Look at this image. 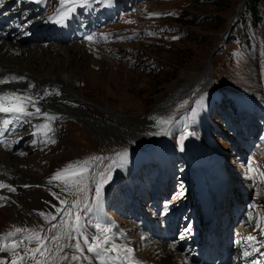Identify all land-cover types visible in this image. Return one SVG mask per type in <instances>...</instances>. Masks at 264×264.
Masks as SVG:
<instances>
[{"label": "rangeland", "instance_id": "374dc122", "mask_svg": "<svg viewBox=\"0 0 264 264\" xmlns=\"http://www.w3.org/2000/svg\"><path fill=\"white\" fill-rule=\"evenodd\" d=\"M118 1L123 8L115 20H112L116 14L114 0L98 2H110V7L105 9L113 15L101 18L94 27L98 54L85 39H80L84 43L82 47L78 43L70 45L74 40L59 42L50 38L41 43L53 42L45 49L55 51L58 59H62L60 65L51 63L48 54L45 61H25L27 53L16 58L18 67L33 63V69L41 73L64 67L67 71L62 69L59 74L66 79L74 78L73 89L83 99V104L56 98L54 105L64 109L52 106L35 116L17 114L12 117L11 121L19 120L17 126L23 125L17 129L21 143L11 138L17 130L10 128V133L0 139V151L10 149L9 156L12 155L17 171L34 181L22 187L21 198L22 204L35 212L20 218L13 200L0 202V246L22 241L17 251L23 255L25 249L37 247L35 241L30 243L26 239L35 232L48 237L45 243L52 248L51 237L68 231L67 226L62 227L68 219L63 211L67 205L61 201L66 200L70 205L79 198V208L72 209L73 219L75 214L81 216L89 243L97 236L99 226H107L103 228L133 239L137 254L163 261L166 250L159 247H169L176 252L171 262L192 264V254L198 253L194 243L203 238L205 228L198 219L191 196L189 155L181 150L180 144L182 133L191 128L195 133L188 144L208 159L214 158L216 153L223 155L224 167L231 176L225 193V214L219 210L217 230L207 231V240L214 237V242L208 241L205 246L217 248L224 244V249L232 250V254L227 255L229 264H237L234 256L245 251L254 253L255 263L264 261L263 22L252 28L249 45L238 39L223 52L228 41L220 35L242 0H221L220 4L207 0ZM261 4L264 5V0ZM211 12L217 18L191 23V18ZM112 27L118 28L117 39L110 30ZM185 28L195 36L187 34ZM198 34L205 37L199 39ZM67 44L69 46L60 49L61 54L53 50ZM217 44L223 47V50L217 49L218 53ZM73 46L82 47L83 51L78 54L82 66H75L76 72L70 70L71 62L64 61L63 53L65 50L71 55L69 47ZM226 97L237 110L232 103H225ZM71 108L80 109L86 115L72 113ZM153 111H157L156 115H151ZM44 114L56 119L48 120ZM153 116L170 118V131L160 128ZM40 125H48L51 131L38 127ZM49 140L55 143L47 142ZM122 152H127L126 164L114 165L112 162L119 160L117 153ZM83 161L89 162L86 174L89 178L84 181L86 191L69 195L64 189L65 181L71 179L70 174L61 180L52 177L68 165ZM211 161L207 162L212 165ZM109 165H112L110 178L102 187L100 206L88 211L84 205H94L99 174H107ZM115 187L120 194L114 192ZM50 194L61 209L55 214L45 200ZM40 213L51 214L56 219L43 222ZM11 222L13 225H9ZM17 228L25 231L7 236ZM250 236L255 239L249 240ZM77 239L88 264H100L95 253L87 251L83 237ZM76 242V239L60 240L61 244ZM12 258L11 252H0V260L11 264ZM36 258L42 259L38 254ZM25 264L35 262L29 259Z\"/></svg>", "mask_w": 264, "mask_h": 264}, {"label": "bare ground", "instance_id": "6f19581e", "mask_svg": "<svg viewBox=\"0 0 264 264\" xmlns=\"http://www.w3.org/2000/svg\"><path fill=\"white\" fill-rule=\"evenodd\" d=\"M56 2H60V0H56ZM56 14H57V11H54L51 17H55ZM48 25H49L48 27H46V25L40 27L35 33H33L32 38H34L35 36L37 37L55 36L56 29L52 27L51 24H48ZM29 27H31V24L29 25ZM26 33L27 31L25 33L15 31L13 32V36L0 37V80L8 81L7 83L0 84V95H4L5 93L15 92L21 96L31 97L32 100L35 101V106L33 107L32 104H26V110L34 114H37L36 108H39L40 110H45L46 108H49L52 106L55 107L56 105H54L53 102L55 101L56 98L60 100H64L67 103L68 101H74V102L76 101V102L83 104V99L73 89V87L75 88L74 78L66 79L64 76H61L59 74L60 70L61 71L64 70L63 69L64 67H60L59 71H52V70L47 69L42 73L33 69L34 67L33 63L32 64L27 63L25 64L24 67H18L17 63H19V60H17L16 58L18 57L19 54H25V53H27V57L25 58L26 59L25 61H28L29 59L30 60L34 59V61L36 59L45 61L47 54L49 55V58L51 59V63L57 62V64L60 65L61 64L60 61H62V59L61 60L58 59V56L54 53L55 51L53 52L51 51V49H45L46 47L53 44V42L47 43V44H41V43L31 44L29 42L31 45L28 46L27 41L29 40V35ZM88 37L89 36H86L87 39ZM76 43L77 42H74L70 45H74ZM87 44L89 46H92L93 48H95L96 46V43L93 42V39L91 40L88 39ZM65 46H69V45L68 44L59 45V47L57 48L54 47L53 50H57V53L61 54L62 52L60 51V49ZM82 47H79V48L75 46H73L72 48L69 47V49H71V55L67 54V52L63 50L64 51L63 53H65L66 55L65 56L66 59L64 61L66 62L69 59L71 62L70 70L75 71V68H74L75 66L77 67L82 66V61H80L81 59L78 60V54L79 53L81 54ZM64 71H67V70H64ZM12 77H16L17 79L13 80ZM21 77L23 79H20ZM55 108L64 109L61 106H56ZM158 108L159 107H157V109ZM76 109L71 108L70 111L80 116L86 115L85 112L81 111L80 109H77V110ZM153 112L154 113L151 115H156L157 111H153ZM116 115L119 116L118 114ZM153 118L157 123H159L160 128H164L170 131L171 123H168V120H170V118L156 119L155 116H153ZM164 121H167V123H163ZM24 127H27V124H25ZM118 129L120 130V128ZM194 133L195 132H193L191 128L188 130L186 129L182 133V136L184 137L183 149L185 150L186 154L189 153L188 155L191 157L190 159L191 163H195L197 166H202L205 169H207L206 181L216 187L219 184V180L216 178V174H217L216 167H218L217 159H219V157L216 153V155H214L215 158L212 159L213 164L211 165L207 162L210 160L206 159L200 150H198L193 145L188 144L190 142V137L193 136ZM12 138H16L19 141L18 139L19 132L15 133V135H13ZM20 142L21 141L17 143H20ZM15 146L16 145H14V147ZM7 147H10V146H7ZM4 150L6 152L0 151V183L10 185L12 188H15V191L14 192L9 191L8 188H0V202L4 200H11V201L13 200V202H15L14 207L16 209V212L19 213L20 218L22 217L25 218L26 215L28 216L33 215L35 211L32 210L31 207H28L22 204L23 199L21 198V190L23 189L22 187L27 185V183L34 182V181L28 180L25 175L17 171L18 167H16L17 165H15L12 162L13 161L12 155L9 156L11 152H8V150L10 151V149L5 148ZM70 178L72 179L71 176ZM45 200L47 201L49 206H52L54 208V214H55L57 212V209H59L58 205H56V203L58 202L56 198H54L50 194L45 197ZM224 210H225V205H222L221 211H224ZM48 215L49 214H45L41 218V220L43 222L47 221L45 217H48ZM103 227H107V226H99L100 232L98 230L97 236H101V229H105ZM107 235L112 237L115 244L117 245L126 246L128 248L133 247L131 257L128 260H124L123 264H174L173 262H171V259L172 257L174 259L176 252L172 251V249L169 247L168 249L166 247L165 248L159 247L160 250H166V252H165L163 261H157L145 255L137 254L136 253L137 246L133 239L128 238L124 235L113 234L112 232L107 233ZM118 236H121V237H118ZM123 237H125L126 239ZM127 238L130 240H127ZM65 254L68 255L69 257L73 254L80 257L79 260L75 261L76 264H88L89 263V261L87 260L86 256L83 253L75 252L74 249L72 248H67L66 250H64V252L61 253V255H65ZM109 255L116 256L117 253L111 252L109 253ZM120 255L122 256L123 253H120ZM180 258L182 259L181 256ZM70 262L71 260L69 261L49 260L48 264H69ZM109 264H113V262L109 261ZM115 264H120V261H115Z\"/></svg>", "mask_w": 264, "mask_h": 264}, {"label": "snow or ice", "instance_id": "6c2138e0", "mask_svg": "<svg viewBox=\"0 0 264 264\" xmlns=\"http://www.w3.org/2000/svg\"><path fill=\"white\" fill-rule=\"evenodd\" d=\"M36 3H42L43 0H35ZM4 0H0V5H3ZM88 3V0H60L61 9L57 11L55 17H50L49 22L64 26L66 21L71 17L74 13L76 7H84ZM89 40L92 39L91 36L88 37ZM13 80H16V77H12ZM20 79H23L22 77ZM6 80H0V84L7 83ZM50 94V93H49ZM58 94V93H57ZM26 104H32L35 106V101L32 100L31 97L21 96L15 92L5 93L4 95H0V113H13V114H22L24 116H31L34 113L28 112L26 110ZM36 113H40V109L36 108ZM48 120H54L56 117L47 116L44 114ZM163 123H167L164 121ZM38 127L48 128L51 131V128L48 125H40ZM184 137L180 138L181 150L183 147ZM49 143H55L54 140L47 141ZM23 155V153H21ZM119 157L118 161H113L112 163L116 166L122 167L127 162V152L117 153ZM94 160H100V157H93ZM88 161L79 162L74 165H68L66 169L58 172L53 180H61L65 177L66 174H70L72 179L65 181V191L68 192L69 195H77V193L86 191V185L84 181L89 177L86 175L89 171L87 165ZM112 165H109V172L107 174L100 173V181L96 186L95 192V203L92 206L87 204L84 205L85 209L91 211L93 207L99 208L101 203V190L105 183H107L110 178V169ZM51 182V181H50ZM27 187V186H25ZM0 188H8L9 191H15V188H12L10 185H6L0 183ZM55 195V194H54ZM62 204L67 205V207L63 210L64 214L68 217L66 221H64L63 226H67L68 231L58 233L57 235L51 237L53 242V247L49 248L48 244L45 241L48 240V237H41L39 233H33L31 236L26 237L31 243L35 241L37 247L32 249H25L23 255L18 253V249L21 247V243H13L11 246L4 245L0 246V252H11L12 253V261L11 264H25L26 260H33L35 264H48L49 260L55 261H76L79 260L80 257L73 254L70 257L68 255H61L64 252L65 248H72L75 252H81V244L78 237H83V243L87 245V251L95 253L96 259L100 261V264H109V261L115 264V261H120V264H123L124 260H128L131 257L132 249L126 246L115 244L112 237L108 236L107 233L111 232L110 228L101 229V236H96L92 238V242L89 243V239L84 234V225L81 224V216L79 214H75V218L73 219L74 213L72 209H78L81 201L78 199L74 200L70 205L66 200L61 201ZM57 211H61V209H57ZM41 216H44V213H40ZM47 220H55L56 217L51 214L48 217H45ZM25 231L24 229L17 228L15 233L9 232L7 236H14L16 233H21ZM190 231V230H189ZM73 233L76 235L73 236ZM73 240L76 239L77 242L75 244H61L60 240ZM249 240L255 239L254 237H248ZM116 252V256H111L109 253ZM120 253H123L121 256ZM37 254L42 257V259H37ZM244 255L247 257L250 253L245 252ZM0 264H8L7 261L0 260Z\"/></svg>", "mask_w": 264, "mask_h": 264}, {"label": "trees", "instance_id": "16d2710c", "mask_svg": "<svg viewBox=\"0 0 264 264\" xmlns=\"http://www.w3.org/2000/svg\"><path fill=\"white\" fill-rule=\"evenodd\" d=\"M207 1H216L219 4L221 2V0H207ZM215 17L216 14H213L211 12L207 14H202L200 16H196L195 18L193 17L190 20L192 21L191 23H194L208 19L211 20L214 19ZM180 20L183 19L180 18ZM183 21H189V19H184ZM260 22H263L264 24V5L261 4V0H244L241 4L239 11L232 18L229 28L227 30L226 40L228 41V44L225 45L224 48L220 47V45L217 44V46L215 47L216 51L217 49L223 48L224 50L223 49L222 50L224 52L226 49H229L238 39L246 42L249 45L251 43V34H250L251 30L252 28L257 27L260 24ZM185 30L187 34L189 33L195 36V33H193V31L189 30L188 28H185ZM198 35L197 38L199 39L205 37L204 34H200L199 37Z\"/></svg>", "mask_w": 264, "mask_h": 264}]
</instances>
